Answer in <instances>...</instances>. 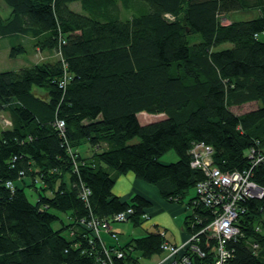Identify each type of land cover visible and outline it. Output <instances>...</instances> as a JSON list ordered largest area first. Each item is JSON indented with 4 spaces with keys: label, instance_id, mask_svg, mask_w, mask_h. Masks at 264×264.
<instances>
[{
    "label": "trees",
    "instance_id": "16d2710c",
    "mask_svg": "<svg viewBox=\"0 0 264 264\" xmlns=\"http://www.w3.org/2000/svg\"><path fill=\"white\" fill-rule=\"evenodd\" d=\"M2 2L10 13L0 10V42L28 35L56 57L0 72V111L13 119L0 135V264H142L163 255L168 240L157 226L125 245L116 222L98 237L92 226L127 209L134 226L148 217L147 198L112 193L129 172L186 206L187 233L190 221L208 223L193 204L206 178L191 167L194 148L209 147L222 173L246 172L264 191V0ZM132 2L139 10L122 15ZM249 8L254 18L223 22ZM140 113L160 118L143 124ZM169 151L175 162L161 160ZM240 207L227 264H264V192Z\"/></svg>",
    "mask_w": 264,
    "mask_h": 264
},
{
    "label": "built area",
    "instance_id": "2783aa9c",
    "mask_svg": "<svg viewBox=\"0 0 264 264\" xmlns=\"http://www.w3.org/2000/svg\"><path fill=\"white\" fill-rule=\"evenodd\" d=\"M191 154V167L202 170L206 177L196 186L193 204L199 202L211 219L206 224L190 221L187 237L180 243L164 241V254L156 264H227L231 258L229 242L241 234L238 220L245 210L240 207L241 201L259 199L264 191L249 180L246 172L222 173L213 165L209 147L194 148ZM6 185L12 187L11 182ZM131 213L127 209L107 221H94V234L98 237L101 230L109 232L111 223L124 222ZM111 236L116 238L115 234ZM114 252L117 258L122 257L121 251Z\"/></svg>",
    "mask_w": 264,
    "mask_h": 264
},
{
    "label": "rangeland",
    "instance_id": "374dc122",
    "mask_svg": "<svg viewBox=\"0 0 264 264\" xmlns=\"http://www.w3.org/2000/svg\"><path fill=\"white\" fill-rule=\"evenodd\" d=\"M129 9L128 10H124L122 15H129L131 14V12L133 13L135 11V9L137 8L136 3H131L129 4ZM73 8L78 10V5L77 4H73ZM246 18H248V15H246L245 13L243 14H239L238 16L235 17V20L240 21V20H245ZM263 37V36H262ZM37 43V40H33L30 36L28 35H21L18 36L16 38H13L12 40H7L5 42H0V72L1 71H10V70H18L22 67H26V66H31L32 62H30V58L33 57L35 59L34 63H44V62H49V61H53L56 57L54 55V51L52 50H41L39 49H34L35 44ZM12 46V48L16 45H19L21 47H23L26 51L20 55H16V56H11L10 55V49L9 46ZM9 49V50H8ZM254 105L250 104V105H244L240 108H233V111L237 114H240L242 112H246L249 109L253 108ZM145 113H141L139 115L140 121L144 122V119L141 117V115H144ZM146 116L149 117H153L156 120L159 119L160 117H155V116H151L148 114H145ZM11 120L12 119V115L11 112L8 110H4V111H0V135L3 131H5L6 129L11 127ZM137 139H135L133 142H136ZM161 160L164 162H175L177 160L176 154L174 153V151H169L167 153H165L162 157ZM28 183V180H27ZM25 193L26 196L28 198V200L31 203H34L36 200V194L35 192L32 191V187L29 184L25 185ZM190 194H193V191H190ZM152 203L156 205L154 199L151 197ZM158 199V197H157ZM162 199V198H161ZM150 200V199H148ZM164 201V199H162ZM176 203V202H175ZM180 205V204H177ZM167 206V205H166ZM169 207H173V206H167V208ZM180 207V206H179ZM185 207V209H184ZM189 207V206H188ZM183 210V212H182ZM186 206H182L181 207V213H179L178 215H172L170 211H164V213L161 215V229L166 228L167 232L169 234L172 233V231H174L175 229L182 230L183 229V220L184 217L186 215ZM176 212V211H175ZM148 216V215H147ZM60 217L63 219V214H60ZM148 217H145V220H147ZM142 219H139V223H137V225L134 226L133 221H126V222H116L113 225L115 226H119V227H124V225L129 226L130 225V229L129 230H124L121 232V234H123L125 237H130L131 235H137L140 234L141 232H143L142 230H144L141 228V224H143L145 222V220L141 221ZM60 227L59 223H55L54 224V228H58ZM164 231V229H163ZM190 233V232H189ZM130 238H135L133 236H131ZM139 238V237H138ZM115 241V239H114ZM125 241V240H124ZM139 254V253H138ZM162 257V254L159 255H155L151 258H147V259H140L142 264H156L159 259Z\"/></svg>",
    "mask_w": 264,
    "mask_h": 264
},
{
    "label": "crops",
    "instance_id": "0c3cea01",
    "mask_svg": "<svg viewBox=\"0 0 264 264\" xmlns=\"http://www.w3.org/2000/svg\"><path fill=\"white\" fill-rule=\"evenodd\" d=\"M0 10L3 13V15L6 17L10 13L9 9L5 6V4L2 2V0H0ZM243 13L248 15V18H246L245 20L254 18L257 14L255 9H251V8L243 9V10H239V11L232 12V13L225 15L223 22L225 24H228L231 21H237V20H235V17L238 16L239 14H243ZM130 15L131 14H129V15L126 14L125 16H130ZM240 21H243V20H240ZM29 61L32 62V64H35L34 63L35 59L33 57H31ZM141 117L144 119V122L141 121V123H143V124L150 123V122H153L156 120L155 118L146 116L145 114L141 115ZM112 193L115 196H118L119 198H122L124 200H127L129 197H131L134 194H140V195L144 196L145 198L150 199L149 201L153 202L151 199V197H152L154 199L156 205H157V206H155L154 203L151 204V207L147 210L148 219L145 220V222L141 225L142 229L144 227V230H142L143 232H141L140 234H137V235H131L135 238H130L131 236L125 237L123 234H121L122 231L129 230L130 225L129 226L124 225V227L122 228V227H119L118 225L115 226L112 224V228L118 232L117 244L125 245L128 242H130L132 239H136L138 237L139 238L143 237L147 233H150V232H155V229H154L155 226L161 228L162 222H161L160 217L164 213V211H170L172 215H178L179 213H181L182 205H177L176 203H168L165 200L163 201L155 187L151 186L150 184H147V183H144L142 181L137 180L135 178V176L130 172L127 174L118 175L115 177V184L113 186ZM157 197H158V199H157ZM166 205L167 206H173V207L167 208ZM182 212H183V210H182ZM163 229L165 231V239L170 241L171 243H175V244L180 243V242L184 241L187 237V232H186L184 227L182 230H179V231H178V229H175L174 231H172L171 234H169L167 232L166 228H163ZM102 238L108 244H112V242H113L109 239V237L107 235H102Z\"/></svg>",
    "mask_w": 264,
    "mask_h": 264
},
{
    "label": "water",
    "instance_id": "95a60500",
    "mask_svg": "<svg viewBox=\"0 0 264 264\" xmlns=\"http://www.w3.org/2000/svg\"><path fill=\"white\" fill-rule=\"evenodd\" d=\"M188 30V29H187Z\"/></svg>",
    "mask_w": 264,
    "mask_h": 264
}]
</instances>
